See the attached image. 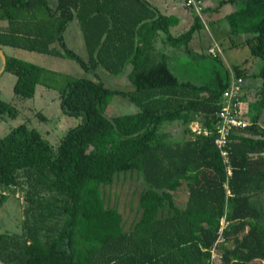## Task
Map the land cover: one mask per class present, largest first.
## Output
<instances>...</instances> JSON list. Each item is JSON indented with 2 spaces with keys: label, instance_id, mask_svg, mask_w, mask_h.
<instances>
[{
  "label": "trees",
  "instance_id": "obj_1",
  "mask_svg": "<svg viewBox=\"0 0 264 264\" xmlns=\"http://www.w3.org/2000/svg\"><path fill=\"white\" fill-rule=\"evenodd\" d=\"M0 12L7 23L0 30L1 50L66 57L85 71L101 67L118 74L131 65L135 87L123 92L98 80H70L59 93L60 107L64 115L83 120L56 147L26 124L0 137V189L21 199L23 213L19 231L0 234L1 264H210L226 203L231 225L219 246L220 264L264 261V0H244L225 17L230 33L243 35L242 43L262 64L252 75L260 81L249 102L255 113L229 138L228 198L214 126L230 74L196 84L181 81L171 69L177 53L193 54L189 44L202 28L198 17L175 35L171 28L179 19L146 0H0ZM73 21L83 34L88 61L65 42ZM5 58L2 73L15 76L14 94L32 99L43 68ZM231 69L245 78L242 69ZM115 96L138 111L106 116ZM17 114L0 100V120ZM193 122L209 134H194ZM175 125L186 139H173ZM131 171L143 186L140 217L124 230L122 214L105 205L100 187ZM183 187L186 201L180 207L175 195Z\"/></svg>",
  "mask_w": 264,
  "mask_h": 264
},
{
  "label": "rangeland",
  "instance_id": "obj_2",
  "mask_svg": "<svg viewBox=\"0 0 264 264\" xmlns=\"http://www.w3.org/2000/svg\"><path fill=\"white\" fill-rule=\"evenodd\" d=\"M243 4L244 0H235L233 3H228L227 6L237 10ZM162 14H164L163 11ZM189 15L190 17L187 14L180 16L179 24L171 28L173 34L178 35L190 28L196 16L191 11ZM201 22L202 28L194 34L189 44L193 54L182 55L177 53V57L173 56L172 71L181 81L205 84L213 83L217 75L224 78L226 72H229L231 68H240L245 76L244 79L242 78L245 101L253 102L254 85L260 84V81L252 75L259 72L262 65L261 61L251 55L249 46L242 43L245 40L243 35L230 33L225 18L219 19L217 15L210 17L209 12H204ZM77 26L78 22L74 21L67 27L64 34L65 42L84 61H88L84 38ZM213 41L217 42L223 51L224 57L218 61L212 59L208 53ZM4 52L7 57H15L42 67L43 72L34 97L26 100L17 97L13 92L15 76L9 73H0V100L12 104L18 110L15 118L6 117L0 120V137H4L18 125L26 124L38 131L46 141L56 147L66 132L81 124L83 120L82 116L64 115L60 107L59 93L70 80L80 78L98 80L110 90L123 92H134L135 90L129 79V74L133 69L131 65L126 66L118 74H111L101 67L89 68L88 71H85L77 62L66 57H54L12 48H8ZM246 102L243 104L241 113L249 123V117L255 111L254 106ZM250 104L252 103L250 102ZM137 111V107L127 99L115 96L107 106L105 115L112 118L134 114ZM261 122L264 123V111L261 115ZM171 129L174 132L172 136L174 140L181 141L188 137L183 133L180 126L175 125ZM142 189L141 180L135 171L119 174L112 184L101 185L100 187L105 205L117 209L122 214L124 230H129L140 217L138 202ZM186 192V188L183 187L180 193L175 195L180 207L185 204ZM2 197L4 200L0 202V234L17 232L23 218L22 201L18 196L0 189V199Z\"/></svg>",
  "mask_w": 264,
  "mask_h": 264
},
{
  "label": "built area",
  "instance_id": "obj_3",
  "mask_svg": "<svg viewBox=\"0 0 264 264\" xmlns=\"http://www.w3.org/2000/svg\"><path fill=\"white\" fill-rule=\"evenodd\" d=\"M184 6L186 9L190 10L198 17L203 20V13L205 6L203 0H184ZM208 53L213 58H223V51L221 50L219 44L213 41V44L208 49ZM230 80L228 87L223 91L220 99V109L217 113L215 121V146L220 152L223 163L227 168V178L224 183V189L226 192V198L231 197L228 186V180L231 176V171L229 167V152L228 143L229 138L234 130H241L246 128L249 124L244 119L241 109L244 104L243 98V79L238 77L233 69H229ZM191 131L194 134H204L207 136L208 131L202 130L197 122H193L190 126ZM231 225V221L228 219V206L225 205V210L223 215L219 219V227L217 231V240L215 241L213 247L210 249V264H220L222 253L219 246L225 243L224 231Z\"/></svg>",
  "mask_w": 264,
  "mask_h": 264
},
{
  "label": "crops",
  "instance_id": "obj_4",
  "mask_svg": "<svg viewBox=\"0 0 264 264\" xmlns=\"http://www.w3.org/2000/svg\"><path fill=\"white\" fill-rule=\"evenodd\" d=\"M146 1H148L152 6L156 7L161 13L163 11V13L165 15L168 14V15L176 16L179 19V21H180V16L187 14L190 17V15H189L190 11L185 8L184 0H146ZM51 3L54 4L55 0H51ZM203 3L205 6V9H206L205 11L209 12L210 17L217 15V17L219 19L225 18L228 14L235 11V10H233L232 7L230 8L227 6L228 3L225 2V0H203ZM0 22H3V23H0V30H5L7 27V23L5 21H0ZM77 27L81 32L79 24ZM81 35L83 37L82 32H81ZM8 48L11 49V47H4L2 50L5 56H6V54H5L4 50H6ZM12 49H16V48H12ZM2 72H3V70L1 67L0 73H2ZM244 93H243V98H244L243 100L245 103L247 100L245 101L246 98H245ZM249 102H251V101H249ZM249 102H246V103H249ZM261 127L264 128V123H261ZM259 262H260V264H263V261H260V260H255L252 262V264H258Z\"/></svg>",
  "mask_w": 264,
  "mask_h": 264
},
{
  "label": "water",
  "instance_id": "obj_5",
  "mask_svg": "<svg viewBox=\"0 0 264 264\" xmlns=\"http://www.w3.org/2000/svg\"><path fill=\"white\" fill-rule=\"evenodd\" d=\"M0 58H1V61H2V70L4 69V65L6 63V58H5V55L3 53V51L0 49Z\"/></svg>",
  "mask_w": 264,
  "mask_h": 264
}]
</instances>
